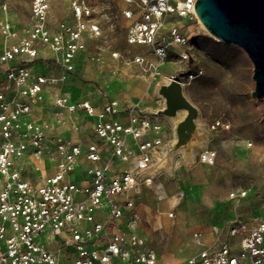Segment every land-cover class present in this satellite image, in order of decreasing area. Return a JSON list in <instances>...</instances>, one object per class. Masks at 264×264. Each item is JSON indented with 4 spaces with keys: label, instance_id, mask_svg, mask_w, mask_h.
<instances>
[{
    "label": "built area",
    "instance_id": "obj_1",
    "mask_svg": "<svg viewBox=\"0 0 264 264\" xmlns=\"http://www.w3.org/2000/svg\"><path fill=\"white\" fill-rule=\"evenodd\" d=\"M105 1L71 0V20L53 26L49 1L32 0L24 36L9 20L1 23L6 42L0 49V264H166L133 230L144 192L157 201L166 198L157 173L147 171L168 142L161 123L145 108L117 98L98 105L90 98L55 96L54 106L66 116L63 134L36 115L49 86L73 76L87 40L100 35L95 12ZM195 1L123 0L126 41L151 45L164 60L171 46H186L189 37L179 25L170 27L168 38L161 36L163 25L196 17ZM45 50L58 73L42 65L35 70ZM177 55L186 60L189 53L182 49ZM219 128L229 123L217 118L205 130ZM215 156L205 146L195 157L210 165ZM228 235L184 264H264V219L247 229L233 224Z\"/></svg>",
    "mask_w": 264,
    "mask_h": 264
},
{
    "label": "rangeland",
    "instance_id": "obj_2",
    "mask_svg": "<svg viewBox=\"0 0 264 264\" xmlns=\"http://www.w3.org/2000/svg\"><path fill=\"white\" fill-rule=\"evenodd\" d=\"M48 1L53 26L71 20V0ZM31 2L0 0V27L3 20H9L24 36L32 21ZM122 6L123 0L99 5L95 17L100 35L87 40L74 75L49 86L47 102L36 115L52 121L55 130L63 134L67 125L61 121L66 116L54 106L55 96L90 98L98 105L107 98H117L145 108L161 123L163 138L168 141L173 137V127L166 116L155 114L163 106L156 86L164 81L160 67L166 65V73L183 83L185 95L197 106L207 138L205 145L216 151V156L213 164L202 163L205 176L201 178L178 169L160 174L166 198L157 201L151 191L144 192L133 230L147 238L164 263L184 264L201 248L227 241L231 225L247 229L264 219V98L251 96L255 87L253 63L244 49L216 39L194 15L168 19L163 25L161 36L168 38L170 27L179 25L189 41L186 46H171L168 56L161 60L153 46L126 41L129 21L121 13ZM5 42L0 30V49ZM182 49L189 53L186 60L177 55ZM115 52L118 59L113 57ZM42 53L45 58L35 63V70H43L42 65L58 73L51 52ZM189 75L195 77L189 80ZM217 118L228 122L229 128L206 132V125ZM179 159L177 156L175 162ZM197 162L195 157L191 166ZM79 171L76 169L75 174ZM169 211L174 212L173 217L167 216ZM158 220L163 227H148ZM182 224L183 229L179 228Z\"/></svg>",
    "mask_w": 264,
    "mask_h": 264
},
{
    "label": "water",
    "instance_id": "obj_3",
    "mask_svg": "<svg viewBox=\"0 0 264 264\" xmlns=\"http://www.w3.org/2000/svg\"><path fill=\"white\" fill-rule=\"evenodd\" d=\"M194 11L200 22L220 41L237 44L244 49L253 63L255 81L253 97L264 98V0H196ZM163 106L157 115L177 118L173 139L167 142L163 153L156 152V162L148 168L155 173L159 168H171L172 156L181 149L192 159L191 151L202 136L199 110L187 98L182 83L169 78L156 86Z\"/></svg>",
    "mask_w": 264,
    "mask_h": 264
},
{
    "label": "bare ground",
    "instance_id": "obj_4",
    "mask_svg": "<svg viewBox=\"0 0 264 264\" xmlns=\"http://www.w3.org/2000/svg\"><path fill=\"white\" fill-rule=\"evenodd\" d=\"M197 17V15H196ZM198 19V17H197ZM200 25L202 28H204L209 34L213 35L198 19ZM214 36V35H213ZM215 37V36H214ZM216 38V37H215ZM217 39V38H216ZM163 65H161V73L163 74V78L164 81L169 79V78H174V76L170 73H166V65H164V63H162ZM192 77H195L194 75ZM149 108V106L147 107ZM183 115V112H179L178 117L180 118ZM177 118H168V120L170 121L172 127L174 126V123L176 122ZM173 139V137L171 136L170 140L171 141ZM207 142V138L205 136V131H204V127L202 126V136L201 138L198 140L197 144L195 145V147L193 148V150L191 151L192 154V159L187 158L186 155L183 153V151L181 149H179L178 151H176V153L172 156V164H171V168H159L158 170L155 171V173H157L158 175V179L162 184L161 187V193H164V183L163 181L159 178L160 174H162L163 172H173L174 169H178V170H184L185 172H187V174H189L190 172H192V174L197 177V178H201L204 177V169L202 166V162L198 161L196 164H194L193 166H191V162L194 160L195 156L199 153V151L201 150V148H204L206 145L205 143ZM180 156V159L178 161L175 162L176 157ZM182 166V168L180 167ZM163 223L161 221H154L152 223L151 226H148L151 229H158L163 227ZM185 224L179 225V228L183 229Z\"/></svg>",
    "mask_w": 264,
    "mask_h": 264
},
{
    "label": "crops",
    "instance_id": "obj_5",
    "mask_svg": "<svg viewBox=\"0 0 264 264\" xmlns=\"http://www.w3.org/2000/svg\"><path fill=\"white\" fill-rule=\"evenodd\" d=\"M46 102H47V100H46ZM42 108H43V107H41V109H39L40 112H41ZM66 133H67V132H66Z\"/></svg>",
    "mask_w": 264,
    "mask_h": 264
}]
</instances>
